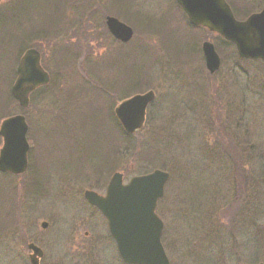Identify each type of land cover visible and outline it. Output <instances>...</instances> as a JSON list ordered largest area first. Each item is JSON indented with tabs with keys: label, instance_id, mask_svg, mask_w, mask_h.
I'll list each match as a JSON object with an SVG mask.
<instances>
[{
	"label": "rangeland",
	"instance_id": "374dc122",
	"mask_svg": "<svg viewBox=\"0 0 264 264\" xmlns=\"http://www.w3.org/2000/svg\"><path fill=\"white\" fill-rule=\"evenodd\" d=\"M16 1L0 0V120L24 114L30 150L25 174L0 176V264H30V241L42 264H124L83 193L103 194L117 172L127 183L156 169L169 174L156 213L170 264L263 261L264 65L190 27L173 0H20L7 9ZM226 1L239 17L264 4ZM106 15L133 29L129 43L111 38ZM204 41L220 58L213 75ZM31 47L50 83L22 110L10 87ZM148 91L143 129L126 135L112 111Z\"/></svg>",
	"mask_w": 264,
	"mask_h": 264
},
{
	"label": "water",
	"instance_id": "95a60500",
	"mask_svg": "<svg viewBox=\"0 0 264 264\" xmlns=\"http://www.w3.org/2000/svg\"><path fill=\"white\" fill-rule=\"evenodd\" d=\"M176 1L192 25L204 27L234 43L241 57L264 61V7L246 21L237 22L224 0ZM106 26L111 35L122 43H127L133 36L132 29L114 17H106ZM202 49L206 68L213 74L220 66L219 57L209 42L204 43ZM48 82L49 76L40 66L39 55L30 50L20 60L11 92L19 106L26 108L29 94ZM154 98L153 91H148L123 101L115 108V115L126 133L133 134L143 128L146 108ZM27 130L22 115L12 116L1 123V171L20 174L26 170ZM168 178L167 172L154 170L135 176L123 185V174L115 173L104 197L92 191L85 192V199L107 219L118 253L127 264H169L161 244L163 223L155 213ZM29 247L33 251L31 264H39L41 250L34 245Z\"/></svg>",
	"mask_w": 264,
	"mask_h": 264
},
{
	"label": "flooded vegetation",
	"instance_id": "af4514ba",
	"mask_svg": "<svg viewBox=\"0 0 264 264\" xmlns=\"http://www.w3.org/2000/svg\"><path fill=\"white\" fill-rule=\"evenodd\" d=\"M20 0H18V1H16V2H14L13 4L12 3H8V4H11V6L10 7H7V9H9V8H14L15 10H17V4H18V2H19ZM28 31H30L32 34H34V30L33 29H29ZM28 31H27V33H28ZM27 35V34H26ZM37 35V34H36ZM26 37V36H25ZM25 37H23V38H25ZM29 49V48H28ZM28 49H26V50H28ZM25 50V51H26ZM10 95H11V93H10ZM5 119V118H4ZM1 120H3V119H1ZM1 145H2V140H1V138H0V147H1ZM28 156H29V153H28ZM29 166V165H28ZM28 166H27V169L25 170V172H23V173H21V174H13V173H10V172H2V171H0V176L1 177H3V176H12V177H18V176H22L23 174H25L26 172H27V170H28ZM30 181H31V179H30ZM107 185V184H106ZM36 187V186H35ZM35 187H32V189L33 188H35ZM32 189H30L29 188V185H27V191H28V193L30 194V195H32V196H34V195H37L38 196V194H40L41 193V196H43V191H41V192H38L37 190H32ZM105 192V191H104ZM34 198V197H33ZM41 198V197H40ZM39 201H40V199H39ZM88 204V203H87ZM93 210H94V212L96 213V215H98V219H100L101 220V222L103 223V227H102V230L103 231H105V229H106V235H105V233L102 235V237H105L106 238V240L105 241H108V242H110L111 243V245L112 246H114L115 248V250H116V252H117V247H116V244H115V241L113 240V238L111 237V235L109 234V231H108V227H107V221H106V219L103 217V215L94 207V206H91L90 204H88ZM6 216L7 217H9V213H7L6 214ZM91 220H89L87 223H89ZM8 223V222H7ZM43 224H45L46 225V227H43ZM47 226H48V224L46 223V222H44V223H42L41 224V228L44 230V229H47ZM108 233V234H107ZM84 236L85 237H89V232L88 231H85L84 232ZM97 238H99V236H97ZM35 245L36 247H38V248H40L41 249V253H42V256L39 258V264H42V262H43V259H44V251H43V249L37 244V243H35V242H33V241H30V242H28L27 244H26V247H27V249H28V258H29V261H31L30 260V256L33 254L32 253V250L30 249V245ZM118 255V253H116V256ZM117 258H119V260L122 262V263H124L122 260H121V258L119 257V255L117 256ZM246 262V261H245ZM242 262L241 260L240 261H238V260H234V262H233V264H253V263H249V262H251V261H248V262ZM125 264V263H124ZM254 264H264V260L263 261H261V262H257V263H254Z\"/></svg>",
	"mask_w": 264,
	"mask_h": 264
},
{
	"label": "trees",
	"instance_id": "16d2710c",
	"mask_svg": "<svg viewBox=\"0 0 264 264\" xmlns=\"http://www.w3.org/2000/svg\"><path fill=\"white\" fill-rule=\"evenodd\" d=\"M81 9H82V7H81ZM69 55L73 57V55H75V54H72L71 52H69ZM70 56H68V57H70ZM85 88H89V87L85 86Z\"/></svg>",
	"mask_w": 264,
	"mask_h": 264
}]
</instances>
